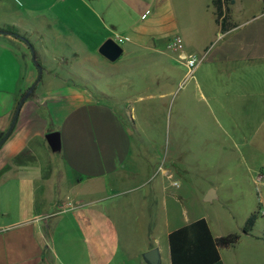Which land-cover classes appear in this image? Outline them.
I'll use <instances>...</instances> for the list:
<instances>
[{"label": "crops", "instance_id": "crops-1", "mask_svg": "<svg viewBox=\"0 0 264 264\" xmlns=\"http://www.w3.org/2000/svg\"><path fill=\"white\" fill-rule=\"evenodd\" d=\"M212 2L0 0V31L7 26L17 30V35L0 33V138L23 90L37 77V69L25 70L29 45L42 70L33 95L23 103L0 146V264H49L45 254L52 264H147L142 256L153 248L159 251L160 264H171V232L203 218L213 238L230 234L224 229L227 215L207 217L187 203L203 199L209 189L218 197L213 183H201L205 173L191 177L193 167L184 161L187 145L168 150V163L162 165L147 141L142 140L146 150L133 145L121 116V98L101 91L104 84L122 88L133 82L132 87L153 90L139 97L142 101L176 95L186 68L172 76L180 61L168 43L179 37L186 55L210 57L194 73H198L195 91L185 92L180 101L207 100L206 86L224 90L225 83L203 79V65L214 64L217 73L223 69L241 73L228 90L242 102L240 111L263 117L264 91L256 93L258 84L245 66L264 62V7L242 23L231 22L235 26L221 33ZM180 7L183 19L177 13ZM207 14L213 24H208L205 35L199 34L197 17ZM107 39L122 48L121 60L109 62L98 54ZM89 59L106 65L108 73L102 80L86 77L85 71L94 69L80 68ZM154 67L159 74L147 77ZM130 72H135L134 81L129 80ZM92 84L100 89L99 98L91 93ZM48 98L55 102L51 113ZM211 100L217 102L218 97ZM214 110L200 113L199 118L218 120ZM129 117L134 122L133 107ZM49 132L60 135L56 159L45 140ZM44 153L49 160L42 163L38 156ZM197 176L199 181L194 180ZM65 199L75 205L53 210ZM10 218L14 220L7 222ZM243 241L264 245V237L243 235L234 247L219 250L222 264H233V253Z\"/></svg>", "mask_w": 264, "mask_h": 264}, {"label": "rangeland", "instance_id": "rangeland-1", "mask_svg": "<svg viewBox=\"0 0 264 264\" xmlns=\"http://www.w3.org/2000/svg\"><path fill=\"white\" fill-rule=\"evenodd\" d=\"M261 7H264V0H235L231 7L230 22L242 23L256 15ZM183 12V8H178L177 13L181 19L184 18ZM197 20L198 22L195 23L196 32L205 35L206 29L210 27L208 24L212 25V21H210L208 14L205 17H197ZM122 57L118 60H121ZM206 59L209 60L210 57L206 56ZM24 63L26 71L37 69L31 57ZM183 66L182 62L176 65L172 76H178L179 70ZM203 66V79L217 81L219 84L225 83V85L223 91L216 88L210 89L206 86L203 92L208 95V98L201 103L192 101L186 104V102L179 100L185 92L195 91L194 84L198 73L186 80L183 76L176 95L172 94L173 96L160 100H140L139 97L151 94L153 90L132 87L133 82L123 84L126 87L123 86L122 88L116 87L115 84H104L101 91L112 98H121L122 103L119 105L121 116L124 125L131 133L133 145L139 150H146L148 145L147 143L144 144L142 140L147 141L152 146L154 155L159 153L162 165L168 163V159H166L168 150L178 147L184 148L185 144L187 145L188 152L184 155L186 159L184 161L193 167L194 173L191 177L193 178L196 174L199 175V172L205 173L206 175L202 176L204 182L201 183H207V181L213 183V187L217 189L218 193V197L211 202H205L199 198L196 200L189 199L187 203L193 211L214 219L218 217L222 219L227 215L224 229L230 234L236 233L241 237L246 219L250 214L255 213L257 217L250 233L264 237V202L261 201L264 198V186L255 183L258 174L264 176V116L260 117L256 112L255 118H253L251 113L250 116H247L246 111H240L239 106L242 102L235 98L233 90H228L230 81H235L241 75L238 70L224 72L223 69L217 73L214 64ZM105 67L106 65H103L100 59H89V62L86 61L80 66L81 69L88 71L94 69V72L85 71V75L87 78L89 76L96 80H102L107 75L108 71ZM245 67L247 70H243L246 71V74L258 84L256 93L263 92L264 62L246 63ZM154 68L153 71L150 70L147 73V77L150 78L154 74H159L155 71L156 67ZM182 72L186 73V69H182ZM130 74L132 75L129 80L134 81L132 76L135 77V72H130ZM92 87H95L94 84ZM99 90L96 87L90 88L95 97H98ZM26 91L23 90L19 100ZM197 95L196 92L195 96ZM215 95L218 100L212 102L211 97H215ZM176 96L178 97L176 98ZM54 103L53 98L47 99V109L50 113ZM132 107L135 110L134 122L129 117ZM214 107V111L219 116L218 120L216 118L215 120L199 118L200 113L209 114ZM196 108H200L199 110L202 111ZM51 154L54 155L55 159L58 156L56 152H51ZM142 154L146 156L144 152ZM46 157L47 154L45 155V153L38 156L42 163L47 162L48 158ZM158 171H155L153 177L157 176ZM194 180L199 181V176ZM201 187L204 188L205 184H202ZM66 199L63 203L58 204V209L53 210L61 212L75 205V202ZM16 210L18 212L17 204ZM24 210L22 207L20 212L23 213ZM48 218L46 217V219ZM11 220L14 218L8 219L7 222ZM252 244L253 246L243 241L235 249L232 256L233 264H264V245ZM45 258L49 264H52L50 255L45 254Z\"/></svg>", "mask_w": 264, "mask_h": 264}, {"label": "trees", "instance_id": "trees-1", "mask_svg": "<svg viewBox=\"0 0 264 264\" xmlns=\"http://www.w3.org/2000/svg\"><path fill=\"white\" fill-rule=\"evenodd\" d=\"M234 0H213L215 23L221 33L233 28L230 22L229 6ZM5 34L17 35L13 27L2 28ZM256 214L248 216L242 228L243 235L252 231ZM240 235L233 233L213 238L205 219H199L181 227L168 235L171 264H222L219 257L220 249L234 247L240 240Z\"/></svg>", "mask_w": 264, "mask_h": 264}, {"label": "water", "instance_id": "water-1", "mask_svg": "<svg viewBox=\"0 0 264 264\" xmlns=\"http://www.w3.org/2000/svg\"><path fill=\"white\" fill-rule=\"evenodd\" d=\"M0 33H2L0 31ZM29 49L31 52V60L36 65L38 73L35 81L33 84L27 89L25 94L22 96V98L19 100L15 112L12 116L11 122L9 124V127L5 134L0 138V146L3 144V142L6 140V138L10 135L17 117L19 115L20 109L23 105V103L31 96V94L34 92L36 86L41 80L42 76V70L41 67L37 64V60L35 57V52L31 45H29ZM98 54L108 60L109 62L116 61L122 54V48L112 39L105 40L100 47L98 48ZM45 140L51 150V152L55 153L60 150L61 147V141H60V135L58 132H49L45 135ZM216 198V195L214 193L213 189H209L207 193L205 194L203 200L205 202H211L213 199ZM143 260L147 264H160V257H159V251L157 248H153L147 252H145L142 256Z\"/></svg>", "mask_w": 264, "mask_h": 264}, {"label": "built area", "instance_id": "built-area-1", "mask_svg": "<svg viewBox=\"0 0 264 264\" xmlns=\"http://www.w3.org/2000/svg\"><path fill=\"white\" fill-rule=\"evenodd\" d=\"M168 49L177 56L178 61L182 62L186 68L185 80L193 77L198 66L203 63L206 59V54L200 56L186 55L183 52V42L179 37L173 38L168 43ZM160 169V168H159ZM255 183L262 184L264 186V176L258 174L255 180ZM172 186L178 187L176 181L171 182Z\"/></svg>", "mask_w": 264, "mask_h": 264}]
</instances>
